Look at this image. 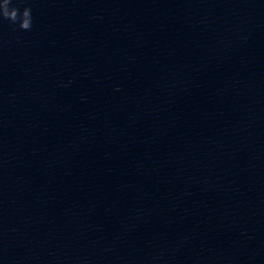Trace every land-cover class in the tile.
Wrapping results in <instances>:
<instances>
[{
    "label": "water",
    "instance_id": "water-1",
    "mask_svg": "<svg viewBox=\"0 0 264 264\" xmlns=\"http://www.w3.org/2000/svg\"><path fill=\"white\" fill-rule=\"evenodd\" d=\"M13 5L0 264H264V0Z\"/></svg>",
    "mask_w": 264,
    "mask_h": 264
},
{
    "label": "clouds",
    "instance_id": "clouds-1",
    "mask_svg": "<svg viewBox=\"0 0 264 264\" xmlns=\"http://www.w3.org/2000/svg\"><path fill=\"white\" fill-rule=\"evenodd\" d=\"M0 19L8 20L21 30H30L32 27L31 8L24 7L21 11L13 5V0H3L0 3Z\"/></svg>",
    "mask_w": 264,
    "mask_h": 264
}]
</instances>
